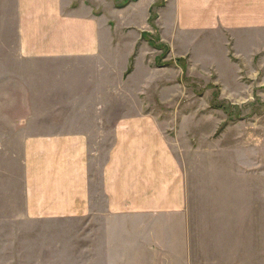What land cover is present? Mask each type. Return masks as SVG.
<instances>
[{
	"label": "crops",
	"instance_id": "crops-1",
	"mask_svg": "<svg viewBox=\"0 0 264 264\" xmlns=\"http://www.w3.org/2000/svg\"><path fill=\"white\" fill-rule=\"evenodd\" d=\"M163 1L154 25L173 47L223 28L242 53L264 33V0ZM154 2L16 0L17 56L36 64L12 78L38 82L6 97L35 105L21 218L49 224L68 264H264V200L249 177L188 178L183 142L154 111L170 101L153 92L167 86L145 39Z\"/></svg>",
	"mask_w": 264,
	"mask_h": 264
},
{
	"label": "rangeland",
	"instance_id": "rangeland-1",
	"mask_svg": "<svg viewBox=\"0 0 264 264\" xmlns=\"http://www.w3.org/2000/svg\"><path fill=\"white\" fill-rule=\"evenodd\" d=\"M132 1L106 0L105 5L120 8ZM154 3L152 31L145 33V39L155 50V84L162 80L167 86L153 92L155 99H170L162 104L156 101L154 111L166 117L171 137L179 136V142H183L187 177H249V184L259 191L256 196L262 202L264 33L260 41L246 43L250 46L243 47V54L232 49L223 28L209 43L201 38L188 47H173L159 41V30L154 25L166 1ZM15 9L16 0H0V264H68L64 256L55 258L52 248L57 239L51 235L49 224L21 218L20 147L24 121L35 105H11L6 97L10 93L25 96L23 83L33 90L38 82L34 81L35 74L27 72L22 74V82L12 78L15 66L36 64L17 56ZM214 145L216 152L212 150Z\"/></svg>",
	"mask_w": 264,
	"mask_h": 264
}]
</instances>
